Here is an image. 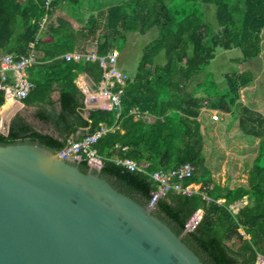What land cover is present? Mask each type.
Listing matches in <instances>:
<instances>
[{"label":"trees","instance_id":"obj_1","mask_svg":"<svg viewBox=\"0 0 264 264\" xmlns=\"http://www.w3.org/2000/svg\"><path fill=\"white\" fill-rule=\"evenodd\" d=\"M47 1L0 0V61L4 54L18 61L32 52L34 44L36 63L28 69L33 88L22 102L52 106L51 111L40 109L37 118L51 123L62 139L35 130L18 116L7 133L0 131V145L29 142L60 152L69 140L94 133L101 124L116 127L95 146L103 158L102 176L122 193L149 204L158 187L153 173L190 163L195 172L185 185L199 184L200 191L191 196L169 193L158 200L155 214L176 234L185 233L183 241L204 264H256L264 256V115L241 102V91L253 83L254 74H227L220 91L211 88V79L201 78L218 49H238L239 63L260 56L264 0H114L106 13L102 8L107 0ZM209 4L216 7L219 32L201 9ZM83 10L90 12L87 20ZM94 10H99V16ZM44 17L49 22L42 29ZM76 24L83 26L79 29ZM152 29H157L158 37L144 48L136 72L124 86L121 112L97 109L86 116L85 96L76 78L86 73L99 83L104 70L96 61L78 63L64 56L88 39L97 40L99 55L119 52L129 33L146 34ZM160 55L163 63L157 62ZM56 86L59 112L51 102ZM5 103V92L0 89V110ZM133 109L154 120H135ZM204 109L230 114L244 137L258 141L247 185L232 187L214 180L205 155L200 119ZM116 157L145 162L148 167L131 171L117 164ZM77 165L84 172L90 169L86 161ZM245 198L248 203L235 214L230 206ZM199 209L204 211L203 218L188 231L187 224ZM229 241L236 246H229Z\"/></svg>","mask_w":264,"mask_h":264},{"label":"water","instance_id":"obj_2","mask_svg":"<svg viewBox=\"0 0 264 264\" xmlns=\"http://www.w3.org/2000/svg\"><path fill=\"white\" fill-rule=\"evenodd\" d=\"M100 172L37 143L0 145V264H204Z\"/></svg>","mask_w":264,"mask_h":264},{"label":"rangeland","instance_id":"obj_3","mask_svg":"<svg viewBox=\"0 0 264 264\" xmlns=\"http://www.w3.org/2000/svg\"><path fill=\"white\" fill-rule=\"evenodd\" d=\"M110 1L114 0L103 2L102 11L104 13H106ZM201 9L206 15V21L215 27L216 32H219L220 29L215 18L216 7L209 4L203 5ZM92 13L99 16L100 12L94 10ZM85 14L84 19L87 20L90 15L89 10H86ZM105 17L106 15H103L100 19L104 22ZM157 37V29H152L146 34L129 33L125 46L121 51H115L118 57V65L128 75H133L137 70L144 48ZM90 44L89 42L86 44L88 49H91ZM239 58H241V52L238 49L227 51L218 49L215 59L211 61L201 79H211V88L220 91L226 86L225 76L227 74L251 71L254 74V81L249 87L241 91V102L264 115V30L260 56L256 60L246 63H239ZM164 61V57L161 55L157 58L158 63ZM203 111L200 119L203 122V133L206 140L205 155L207 164L213 172L214 180L218 184H228L232 187L247 185L248 172L257 155L258 141L244 137L241 134L238 121L232 122L230 114L222 113L221 120L213 122L211 116L214 110L204 109ZM1 112L2 110H0ZM6 127L4 132H7ZM241 202L246 203L248 200L245 198ZM227 244L231 247L236 246L233 241H229Z\"/></svg>","mask_w":264,"mask_h":264},{"label":"built area","instance_id":"obj_4","mask_svg":"<svg viewBox=\"0 0 264 264\" xmlns=\"http://www.w3.org/2000/svg\"><path fill=\"white\" fill-rule=\"evenodd\" d=\"M49 3L50 0L47 1V4ZM47 22L48 17H44L40 22L41 28H44ZM95 45H97L96 42ZM30 46L32 52L18 61H15L13 56L9 54H4L2 56L0 61V89L5 92L6 101L9 98H12L14 101L21 102L28 97L33 88V83L28 77V69L36 63V56L34 53V44H31ZM66 60H73L76 62L83 60L99 61L101 67L105 71L103 80L99 84V91L97 93H90L87 87H82V90L86 95L87 103H92L93 100L98 101L103 99L106 100V103L102 105L103 109L121 111V95L123 94V89L127 81L131 80L132 77L118 68V57L115 51L110 52L105 57L98 56L96 52L92 50L75 52L67 54ZM131 113L135 120L142 118L151 122L154 118L147 113H141L138 109H133ZM221 117L222 112L214 110L211 119L213 122H219ZM1 129L5 131L2 124ZM109 132H114V128L102 126L93 134L85 135L81 139L69 140L65 148L59 152V157L62 159H72L77 163L86 161L89 168H102L103 158L98 154L95 146L100 138ZM117 148H120V146H117ZM122 150H127V147H123ZM115 161L117 164L122 165L131 171L145 170L148 167V163L142 162L139 164L130 158H116ZM194 172V166L190 163H186L168 172L158 171L153 173L152 177L158 187L152 192V199L150 200L149 205L155 206L158 200L166 197L171 192L187 196L198 193L201 185L195 183L185 185V182L192 178ZM205 199L207 202L210 201L207 197H205ZM247 203L248 202L244 203L241 201L236 202L230 206V209L237 214L240 208ZM203 214V209H199L195 213L187 224L188 231L193 230L199 224L203 218ZM256 264H264V256H259Z\"/></svg>","mask_w":264,"mask_h":264},{"label":"crops","instance_id":"obj_5","mask_svg":"<svg viewBox=\"0 0 264 264\" xmlns=\"http://www.w3.org/2000/svg\"><path fill=\"white\" fill-rule=\"evenodd\" d=\"M82 12L85 13L86 10H83ZM48 22H49V19H48ZM47 23H46V25H47ZM46 25H45V27H46ZM76 25H77V27L79 29L82 28V26H83L82 24H76ZM88 42L91 43L90 44L91 49H88V46L86 45ZM95 42L97 44V40L88 39V40H86L84 42V44L81 47H79L75 51L70 52V53H67V54H71V53H75V52H85V51H88V50H92V51H95L98 56H104V57L107 56L109 53L106 54V55H99L98 54V50H97L98 49V46L95 45ZM31 44H33V43H31ZM34 53H35V50H34ZM66 55L64 56L65 60H66ZM35 56H36V53H35ZM66 61H68V60H66ZM71 61H73V60H71ZM83 61H86V60H83ZM74 62H76V61H74ZM80 62H82V61H80ZM96 62L99 63V61H97V60H96ZM99 65H100V63H99ZM117 66H118V68L120 70L124 71L118 65V63H117ZM75 82H76L77 87L80 89V91L82 92V94L85 96V105H86V110H87L86 116H88V114H89L88 112L91 111V110H97V109H99V110H105V109L102 108V105H104L106 103V100H103V99H100L98 101L97 100H93L92 103H87L86 95H85V93L82 90V87H87L88 90L90 91V93H92V92L93 93H97L99 91V84H100V82L99 83H95L89 77V75L86 74V73H79L78 76H77V78H76V81ZM118 88H119V86H118ZM51 102L53 103V106L56 108V110L59 112L61 110V105H60V89H59L58 86L55 87L54 91L51 94ZM3 107H2L3 111H2V113L0 115V117H1V124L3 125L4 128L7 126L6 127L7 128V131L9 129V125L11 123L10 122V119L12 118V120H13L14 118H16V117L19 116V117H22L35 130H37L39 132H42L43 134H48V135L54 136L55 138L62 139V137H60V134L58 133V131L55 129V127L51 123L43 122L39 118H37V112L40 109L43 108V109H45L47 111H51L52 106L47 105V104L46 105H42L41 107L40 106H36V105L35 106H27L22 101L19 102V101H14V100H11L10 99V100H7L6 101V103H5V105ZM102 126L107 127L105 124H101L100 125V128ZM108 128H114V132L117 129L116 127H108ZM91 134H93V133H91ZM78 135L81 136L82 134L79 133ZM117 146H119V145H117Z\"/></svg>","mask_w":264,"mask_h":264},{"label":"bare ground","instance_id":"obj_6","mask_svg":"<svg viewBox=\"0 0 264 264\" xmlns=\"http://www.w3.org/2000/svg\"><path fill=\"white\" fill-rule=\"evenodd\" d=\"M10 99L13 100L12 98H9L8 100H10ZM3 108H4V107H3ZM2 111H3V109H2ZM1 113H2V112H1ZM1 113H0V114H1ZM0 126H1V125H0Z\"/></svg>","mask_w":264,"mask_h":264},{"label":"clouds","instance_id":"obj_7","mask_svg":"<svg viewBox=\"0 0 264 264\" xmlns=\"http://www.w3.org/2000/svg\"><path fill=\"white\" fill-rule=\"evenodd\" d=\"M223 113V112H222Z\"/></svg>","mask_w":264,"mask_h":264}]
</instances>
